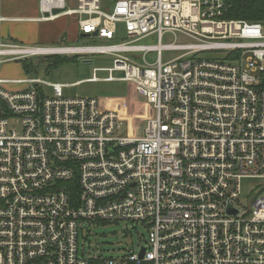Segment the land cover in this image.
Instances as JSON below:
<instances>
[{
    "label": "built area",
    "instance_id": "built-area-1",
    "mask_svg": "<svg viewBox=\"0 0 264 264\" xmlns=\"http://www.w3.org/2000/svg\"><path fill=\"white\" fill-rule=\"evenodd\" d=\"M248 1L40 0L39 21L68 16L80 35L111 42L0 37V72L36 55L113 58L72 84L0 77V264H264V188L240 202L241 180L264 178V21L231 16ZM119 24L126 37L115 42ZM98 71L151 106L143 135H120L122 114L99 99L66 95ZM108 222L142 224L147 243L81 254L80 227Z\"/></svg>",
    "mask_w": 264,
    "mask_h": 264
},
{
    "label": "rangeland",
    "instance_id": "rangeland-1",
    "mask_svg": "<svg viewBox=\"0 0 264 264\" xmlns=\"http://www.w3.org/2000/svg\"><path fill=\"white\" fill-rule=\"evenodd\" d=\"M13 0H2L3 5H11ZM16 1V0H15ZM14 1V2H15ZM20 1V0H19ZM28 3L30 0H22ZM77 0H69V7H75ZM1 3V4H2ZM16 3H13L16 8ZM41 15V13H39ZM72 18L61 16L52 22L47 21H19L18 24L28 34H39L40 38L44 36H53L61 29L65 28L69 34H72ZM40 32V33H39ZM126 37V32L123 24L118 25L117 40H122ZM60 37L55 42H19L21 45H37V46H64V45H88L92 43L107 44L111 41L98 40L91 41L88 37L78 35L73 40H63ZM174 39L173 36H165L163 42L170 43ZM139 44H157V37H148L138 42ZM177 51H163L162 57L169 59L179 55ZM72 60L66 61L57 68L47 71L46 66L49 61L55 59L54 55H36L26 59L34 60L40 64V76L49 81H57L62 83L72 84L80 80L91 78L95 68H105L113 66V58L108 55H64ZM5 58V57H4ZM149 61L156 59V52H150L145 55ZM19 60H5L1 66L0 77L2 78H25L29 75L23 71L22 63ZM115 76H122V72H116ZM99 77L95 82H83L75 86H70L65 89L68 96H84L94 97L99 99L102 107H108L122 114L124 125L119 131L120 135L140 136L147 127V120L154 115L151 106L138 94L135 93L133 85L124 81H105L104 77L108 76L106 71L96 72ZM10 88H13L10 86ZM264 188V178L251 177L241 180V206L248 208L253 197L256 195L258 188ZM148 230L137 222L127 223H103L100 225L90 226L83 224L80 227L79 246L80 253L85 249L86 255L98 253L105 257H118L127 254L132 250L139 251L148 241Z\"/></svg>",
    "mask_w": 264,
    "mask_h": 264
},
{
    "label": "crops",
    "instance_id": "crops-1",
    "mask_svg": "<svg viewBox=\"0 0 264 264\" xmlns=\"http://www.w3.org/2000/svg\"><path fill=\"white\" fill-rule=\"evenodd\" d=\"M12 1L11 5H3L1 0V12L5 20L2 22L0 27V37L4 42L7 43H19L22 41L27 42H55L58 41L60 37H63L65 40H73L75 37L80 35L78 24L75 20H72V34H69L68 31H65V28L61 29L58 33L53 36H44V38H40L39 34H28L25 33L24 29L18 24L19 21L32 20L41 22L38 20L40 17V0H30L28 3L23 2L22 0H16V8ZM57 20V19H56ZM52 22V21H47ZM40 33V32H39ZM63 39V40H64ZM20 44V43H19ZM24 71V69H23ZM25 73V71H24ZM26 74V73H25ZM144 99V98H143ZM145 100V99H144ZM105 109H109L108 107H103ZM144 133V131H143ZM143 135V134H142ZM141 136V135H140Z\"/></svg>",
    "mask_w": 264,
    "mask_h": 264
},
{
    "label": "trees",
    "instance_id": "trees-1",
    "mask_svg": "<svg viewBox=\"0 0 264 264\" xmlns=\"http://www.w3.org/2000/svg\"><path fill=\"white\" fill-rule=\"evenodd\" d=\"M239 10L232 14L231 16L237 18H244L253 21H264V0H250L244 4L238 5ZM56 56L54 60L49 61L46 66V70L50 71L57 68L62 63L72 60L69 57H64V55H54ZM78 57V55H75ZM22 67L27 75L35 76L39 73L40 64L34 60L23 59L20 61ZM92 264H98V262H93Z\"/></svg>",
    "mask_w": 264,
    "mask_h": 264
},
{
    "label": "bare ground",
    "instance_id": "bare-ground-1",
    "mask_svg": "<svg viewBox=\"0 0 264 264\" xmlns=\"http://www.w3.org/2000/svg\"><path fill=\"white\" fill-rule=\"evenodd\" d=\"M51 50V49H50ZM49 49L48 50H46V51H50ZM39 52H42V51H44V50H42V49H40V50H38ZM54 51H61V49H54Z\"/></svg>",
    "mask_w": 264,
    "mask_h": 264
},
{
    "label": "water",
    "instance_id": "water-1",
    "mask_svg": "<svg viewBox=\"0 0 264 264\" xmlns=\"http://www.w3.org/2000/svg\"><path fill=\"white\" fill-rule=\"evenodd\" d=\"M81 36H82V37H87L88 35H87V34H82ZM143 252H144V249L142 250L141 255H143Z\"/></svg>",
    "mask_w": 264,
    "mask_h": 264
}]
</instances>
